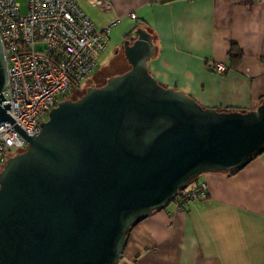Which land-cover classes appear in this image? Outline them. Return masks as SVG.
I'll use <instances>...</instances> for the list:
<instances>
[{
    "label": "water",
    "instance_id": "1",
    "mask_svg": "<svg viewBox=\"0 0 264 264\" xmlns=\"http://www.w3.org/2000/svg\"><path fill=\"white\" fill-rule=\"evenodd\" d=\"M152 34L123 42L129 68L57 102L0 171V264H118L138 220L206 172L239 170L264 152V100L203 107L149 72ZM7 65L0 40V103Z\"/></svg>",
    "mask_w": 264,
    "mask_h": 264
},
{
    "label": "crops",
    "instance_id": "2",
    "mask_svg": "<svg viewBox=\"0 0 264 264\" xmlns=\"http://www.w3.org/2000/svg\"><path fill=\"white\" fill-rule=\"evenodd\" d=\"M108 1L110 10L101 11L77 0L97 27L116 20L101 54L108 66L145 25L155 45L148 69L161 85L217 110H253L264 100V0ZM198 182L206 183V198L138 220L118 264H264V152L233 173H202L189 186Z\"/></svg>",
    "mask_w": 264,
    "mask_h": 264
},
{
    "label": "built area",
    "instance_id": "3",
    "mask_svg": "<svg viewBox=\"0 0 264 264\" xmlns=\"http://www.w3.org/2000/svg\"><path fill=\"white\" fill-rule=\"evenodd\" d=\"M89 1L101 11L110 10L108 0ZM20 7L17 0H0V40L7 65L5 99L0 105L10 103L6 112L32 136L39 133V124L47 120L60 97L78 90L96 67L116 20L97 27L77 0H27L25 13ZM215 70L222 73L225 65L218 63ZM27 146L9 122H0V171L10 156ZM206 196V183L198 182L180 190L171 204L179 211L189 201Z\"/></svg>",
    "mask_w": 264,
    "mask_h": 264
},
{
    "label": "rangeland",
    "instance_id": "4",
    "mask_svg": "<svg viewBox=\"0 0 264 264\" xmlns=\"http://www.w3.org/2000/svg\"><path fill=\"white\" fill-rule=\"evenodd\" d=\"M20 4V9L22 13L26 12V2L27 0H17ZM116 66L109 67V57L108 55H102L99 57L97 61L96 67L87 75V77L80 83V88L78 90H69L64 95L60 97V100L66 99V98H78L82 94L85 93L86 88L89 86L94 85H103L107 78L111 75H117L125 72L129 65L124 59V57L120 56L118 57V60H116ZM12 151L15 153L16 150L12 149ZM21 152V151H20ZM2 169V168H1ZM172 204L170 203L169 206Z\"/></svg>",
    "mask_w": 264,
    "mask_h": 264
},
{
    "label": "trees",
    "instance_id": "5",
    "mask_svg": "<svg viewBox=\"0 0 264 264\" xmlns=\"http://www.w3.org/2000/svg\"><path fill=\"white\" fill-rule=\"evenodd\" d=\"M142 28L147 29L145 25L142 26ZM127 39H130V38H127ZM235 52H236V48L233 47V48L230 49V51H229V55H230L231 57H233V56H235V54H236ZM116 60H118V57L116 58ZM116 60H114V61L109 65V67H113L114 65L116 66V63H117V62H115ZM235 171H237V169H236V170H231V171H229V172H227V173H233V172H235Z\"/></svg>",
    "mask_w": 264,
    "mask_h": 264
},
{
    "label": "flooded vegetation",
    "instance_id": "6",
    "mask_svg": "<svg viewBox=\"0 0 264 264\" xmlns=\"http://www.w3.org/2000/svg\"><path fill=\"white\" fill-rule=\"evenodd\" d=\"M94 86H101V85L97 84V85H94ZM71 99H73V98H71ZM75 99H76V98H75Z\"/></svg>",
    "mask_w": 264,
    "mask_h": 264
}]
</instances>
